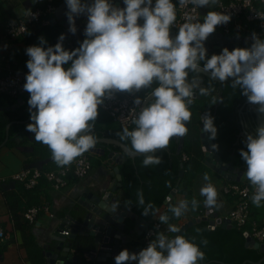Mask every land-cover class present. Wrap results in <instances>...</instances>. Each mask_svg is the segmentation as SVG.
Here are the masks:
<instances>
[{"label": "clouds", "instance_id": "clouds-1", "mask_svg": "<svg viewBox=\"0 0 264 264\" xmlns=\"http://www.w3.org/2000/svg\"><path fill=\"white\" fill-rule=\"evenodd\" d=\"M183 7L188 3L198 8L218 5L219 0H178ZM125 7L115 6L110 0H66L69 31L77 32L76 17L87 16L85 36L80 47L65 50L62 34L55 46L44 47L46 40L40 37L39 46L26 49L29 70L25 91L31 123L26 130L34 134L38 143L46 145L54 162L64 167L78 156L95 146L92 135L93 123L99 116V108L106 98L115 92H139L151 89L152 99L132 120L134 130L124 127L122 140H130L134 153L145 155L144 167L160 165L162 158L155 153L168 147L173 137L187 134L186 122L191 119L189 105L192 103L195 85L188 81L190 71L210 73V78L226 82L232 78L233 88L242 90L249 103L258 106L264 114V39L252 33L250 48L225 47L222 53L208 56L205 41L218 25L231 20L229 14L208 11L200 22L187 16L176 35H171L176 22V5L173 0H123ZM246 6V5H245ZM30 16L34 14L30 11ZM264 20V13H258ZM142 20L141 24L139 21ZM195 21V22H193ZM70 66L65 67V65ZM201 62L203 67L201 68ZM156 87H152L153 84ZM209 89L199 88L201 95ZM146 98L137 97L140 106ZM203 119L204 131L211 139L217 136L214 118ZM246 150H240L246 164L245 177L254 187L252 203L261 207L264 202V125L256 134H247ZM218 145L212 148L218 150ZM208 182L200 190L205 204L216 205L217 191ZM142 194L139 204H143ZM198 202L193 199L195 208ZM188 201L181 200L170 210L177 218L188 211ZM152 205L144 209L149 215ZM115 209V208H113ZM158 211V210H157ZM153 216L156 212L151 213ZM161 223L168 224L166 214L158 216ZM171 233L179 232L175 225H168ZM205 254L197 245L181 235L168 238L158 233L149 245L138 253L122 250L115 257V264H197Z\"/></svg>", "mask_w": 264, "mask_h": 264}, {"label": "crops", "instance_id": "crops-1", "mask_svg": "<svg viewBox=\"0 0 264 264\" xmlns=\"http://www.w3.org/2000/svg\"><path fill=\"white\" fill-rule=\"evenodd\" d=\"M63 1L64 0H58L57 7ZM46 5L47 0H0V58L10 60L13 67L17 70H27L26 64L30 58L26 54V49L30 46H39L40 37H43L46 40V44H48L50 39L49 34L51 35L55 33V28L52 26H55L56 31H58L57 37L62 33L61 26H59L58 23L54 24L51 22L55 18L54 13L48 17L49 23L47 25L39 24L32 26L29 32L18 40H12L6 37L4 32H2V29L8 21L22 20L30 10L42 9L43 7L45 8ZM213 7L211 8V11ZM203 8V10L202 7L200 8L201 22H203L204 16L208 13V11L205 10L206 7ZM172 30L173 29H171V31ZM173 31H175V35L178 32L176 30ZM214 33H220V30L216 29ZM202 76L203 75L199 76L198 74L194 79L187 78L190 83L195 85L193 89L194 94L199 93V88L203 83ZM117 93L120 95L131 94L129 92ZM132 93L137 97H140V91ZM194 94L192 100L196 99L194 98ZM5 97L7 96L0 97L1 111H7V107L11 108L18 103V100L14 101L10 97ZM29 98L30 97H28V99ZM21 99L24 101V97ZM30 116L28 118L29 121H13L7 126L6 139L0 147V227L5 231L7 236L5 240L0 241V264H46L43 255L45 252L44 248L47 245L49 246L53 230L57 226L60 227L61 225H66L67 227L72 225V221L69 220V217L74 216V209L78 205V201L81 200L82 194L84 192H98V188L101 187L102 183L107 186H112L115 181V176H112L111 174L113 173L116 164L110 163L107 157L104 156L105 154H108L106 153V150L103 156L94 154L88 150L85 153L89 156L92 166L90 174L82 180L71 178L69 180V185L64 189L56 191L45 181H40L36 189L34 188L35 190H27L22 184L15 183L12 180V176L26 167L31 169L40 168L44 173L60 168V166L54 162L50 149L46 145L36 142L34 134L26 130V126L32 122ZM14 125L23 126V129L18 135L10 140V128ZM241 136L243 135L241 134ZM35 148H38L37 152L35 151ZM111 152H113V150H111ZM41 153L46 156H41ZM202 164L207 169L197 175L194 180V194L196 201L198 202L196 209L193 211L188 207V211L177 218L175 222L168 224L162 223L164 228L159 233H164L170 239L175 233L168 231L169 224L175 225L179 229L183 225L189 223L193 218H197L198 214L200 216L201 211L205 210V207L207 206L205 204V197L200 194L201 188L208 183L203 180L205 173L208 174L210 177V183L217 191V203L212 206L214 213H217L219 218H223L230 213L236 204L235 198L227 196L224 193V188L229 181L219 176L209 166H206L205 160L202 161ZM209 171L214 175L209 174ZM115 197L118 198L116 208L119 210L124 208L127 210L130 209L128 207H123L122 205L124 199L123 186L117 190ZM181 200H186V198L178 192L175 200L170 206L172 204L176 206ZM37 205L43 207L47 206L48 212H41L36 221L31 224L25 220L24 213L27 209ZM163 206L156 213L154 217L155 222L159 221V215L164 214L165 211L170 208V206H165V208ZM252 206L251 202V208ZM251 208L250 222L256 221L260 225H264V202H262L261 207H256L259 211L257 217H252L253 213H251ZM130 210L132 211V209ZM197 211H199L198 214ZM132 213L133 215H136L133 211ZM124 222L126 224V235L125 239L122 240L121 251L128 249L130 253H138L146 248L142 243L145 231L142 235L136 233L132 235L130 231L135 228L136 221L132 218H126ZM250 226L251 224L245 227L247 232L250 231ZM69 243L72 244L71 254L79 257V264L103 263L94 260L92 261L90 258L83 255L80 246H91V243L86 241L85 238L77 237L75 240H70Z\"/></svg>", "mask_w": 264, "mask_h": 264}, {"label": "trees", "instance_id": "trees-1", "mask_svg": "<svg viewBox=\"0 0 264 264\" xmlns=\"http://www.w3.org/2000/svg\"><path fill=\"white\" fill-rule=\"evenodd\" d=\"M52 27L55 28V33L51 35L48 33L50 39L48 44L44 45L45 48L57 44L58 31H56L55 26ZM208 56L210 57L211 55ZM70 63L65 65V67L70 66ZM200 66L203 67V62H201ZM197 76V72L190 71L188 74L191 79ZM202 80L201 87L210 91L207 95L200 94L201 97L193 99L188 106L191 112V119L187 122L188 131L184 136L185 142L182 152L177 153L179 138L173 137L167 148L158 150L155 153L162 158L160 165L144 167L143 160L145 155H141L135 159L128 157L120 167L123 177V207L132 209L137 216L145 219L151 225L155 222V216L151 213H157L162 208L167 197L175 188H178V192L185 196L189 208L193 211L196 209V207L193 208L192 206V200H196L194 180L197 175L207 169L202 164L205 157L201 150L200 138L202 115L207 108H210V116L214 118V124L218 130L216 138L212 140L215 145L219 146L216 152L221 160L230 167L241 168L246 166L240 156V150H246L244 143L246 138L241 136L243 125L240 110L250 113L252 117L251 103L242 94V90L238 87H232V81L229 83H218L206 76H202ZM156 86L155 83L152 85L153 88ZM150 91L151 89L141 90L140 97L146 98ZM28 100V97H24L25 104L14 112L1 111L0 109V147L6 139V129L11 122L28 120L30 116ZM91 123H93L92 135H94V138L116 139L131 149L130 140H122L120 138V133L123 129L100 109L97 120ZM135 127L134 124L129 130H134ZM22 129L23 126H12L9 132V139L12 140ZM103 146L108 154L111 150L113 152H121L120 148L113 145L104 144ZM35 151L37 152L38 148H35ZM107 155L105 154L104 156L107 157ZM184 155L189 156L190 160L185 162L183 160ZM41 156L45 157L46 155L41 153ZM182 165L185 174L178 185ZM40 181L48 183L45 178ZM141 194L143 196V204H139ZM148 205H152V208L149 210L150 214L146 216L144 215V209H147ZM173 206L174 204L164 213L169 217L168 223L175 222L177 219L170 210ZM245 232H247L245 228L236 226L230 229L218 226L211 230L208 222H202L194 225L181 236L197 245L205 254L204 259L198 261L197 264H255L264 258V253L246 247ZM99 264H115V259H109ZM261 264H264V261Z\"/></svg>", "mask_w": 264, "mask_h": 264}, {"label": "water", "instance_id": "water-1", "mask_svg": "<svg viewBox=\"0 0 264 264\" xmlns=\"http://www.w3.org/2000/svg\"><path fill=\"white\" fill-rule=\"evenodd\" d=\"M82 2L92 3V0H82ZM115 6L125 7L123 0H110ZM155 3V0H153ZM67 4L64 0L55 11V18L51 21L52 23H58L61 26L62 33L56 38V42H60V37L63 34L65 39L63 40V47L65 50H75L80 47V44L87 37L85 36V28L87 25V16L81 14L76 17V28L77 32L72 34L70 29V24L67 19ZM141 24L142 20L139 21ZM171 35L175 36V31H171ZM246 36L249 39L250 34H242L240 37H226L222 33H212L208 39L205 41V47L208 50V55L212 54H221L222 50L227 47L229 50L235 48H250L249 40L246 41ZM245 44V45H244ZM202 68V66H201ZM199 76L203 75L210 78V73H205L203 71H197ZM211 79V78H210ZM214 80V79H212ZM218 83H229L232 81V78H229L228 81L222 82L219 80H214ZM194 98H200V93H195ZM152 99L149 95L146 97V104ZM25 102L23 99H18L16 106L11 108L7 107L6 110H16L21 105H24ZM252 117L250 113L243 112L240 110L241 120L243 125L242 135L246 138L247 134L251 133L256 134L257 128L261 125H264V114L258 111V106L251 104ZM210 108H207L202 115V118L210 115ZM31 120V119H30ZM29 121V120H28ZM24 123V122H21ZM187 127V122H186ZM203 123L201 126V141H202V150L205 155V164L209 166L215 173L229 182L241 181L245 182V172L246 167L235 168L230 167L225 164L220 156L217 154L216 150L212 148L214 144L213 140L210 138L209 133L204 131ZM179 138V146L177 153H181L184 147V136ZM96 143L93 148L90 149V152L98 155H104L105 149L104 144H111L121 149L122 152H110L107 155V159L110 163L116 164L113 169L112 176H115V181L112 186H107L104 183L101 184V187L98 188V192H84L82 194L81 200L78 201V205L74 209V216L69 217V220L72 221V225L67 226L61 225L56 227L53 230L52 237L49 241V246H45V252L43 253L46 264H79V257L71 254L72 244L69 243L70 240H75L77 237H83L86 241L91 243V246H80L82 253L87 258H90L92 261L97 262H106L110 258H115L122 247V240L125 239L126 235V224L124 220L126 218H132L136 221L135 228L130 231V233L142 235L143 232L151 225L145 219L133 215L130 209H118L116 208L118 204V198L115 197V193L119 188L123 186V177L121 174V165L128 159V157L135 159L141 155L140 153H134L130 148H128L124 143L116 139L110 138H95ZM182 170L180 172V180L178 185L181 182V179L184 177L185 171L183 170V165L181 166ZM243 176L241 179L238 176ZM177 185V186H178ZM178 193V188H175L167 197L164 202L165 206L168 207L175 200ZM115 208V209H113ZM218 217L217 213H214L211 216V220H208V217H197L193 218L189 223L183 225L179 228V232L175 233L172 238L176 235H183L188 229L194 225L200 224L202 222H208L209 228L211 230L215 229L214 219ZM70 229V235L65 236L62 234L64 230ZM223 228H232L231 225H223ZM245 237H248V233H245ZM246 247L254 250H259L261 253H264V244H260L252 238L246 239ZM264 261L262 258L259 262L255 264H261ZM251 263V262H250Z\"/></svg>", "mask_w": 264, "mask_h": 264}, {"label": "built area", "instance_id": "built-area-1", "mask_svg": "<svg viewBox=\"0 0 264 264\" xmlns=\"http://www.w3.org/2000/svg\"><path fill=\"white\" fill-rule=\"evenodd\" d=\"M57 1L58 0H47L45 8L30 10L34 14L33 16L29 15V11L22 20L8 21L2 29L4 35L9 39L18 40L27 34L32 26L39 24L47 25L49 23L48 17L56 11ZM173 3L176 5V22L172 26L173 30L178 31L179 27L186 22L187 16H193L201 22L200 8L191 3L182 7L178 0H174ZM262 4H264V0H219L218 5H215L212 11L229 14L231 20L227 24L218 25L216 29L220 30V33L224 36L232 38L249 33V39L246 36V41L249 40L251 47L252 33H256L264 39V20L258 17V13H264V10L259 8ZM233 33L234 36H232ZM28 72V69L25 71L17 70L9 60L0 58V97L7 96L13 100L30 97V94L23 88ZM136 98L137 96L134 93L120 95L115 92L111 98H106L104 100V103L99 109L110 116L122 129L124 127L130 128L134 125L132 122L134 116L139 113L140 107H142V104L137 106L134 103ZM183 160L186 162L190 160V157L184 155ZM91 169L92 166L89 156L84 153L78 156L70 165L46 173L42 172L40 168L31 169L26 167L14 174L12 180L15 183L22 184L27 190H32L39 185L42 178H45L52 189L59 191L69 185V180L71 178L75 180L86 178L90 174ZM242 177L241 175L238 176L240 179ZM254 190V187L247 179H245V182L239 180L227 183L224 188V193L227 196L235 198L236 204L227 216L214 219L215 228L217 226H223L224 224L231 225L232 228L235 226L245 228L251 224L250 231L247 232L248 237L256 240L260 244H264V225H260L256 221L250 222V208ZM43 211L48 212V207L39 205L33 206L25 211L24 218L26 221L33 224L38 215ZM213 214L214 210L212 206L207 205L205 210L201 211V216L199 217H208V220H211ZM163 228V224L159 221L150 225L145 230L142 238L143 245L147 247L151 240H154L156 235L161 232ZM62 234L69 236L70 229L64 230ZM6 238L5 231L0 227V241Z\"/></svg>", "mask_w": 264, "mask_h": 264}, {"label": "rangeland", "instance_id": "rangeland-1", "mask_svg": "<svg viewBox=\"0 0 264 264\" xmlns=\"http://www.w3.org/2000/svg\"><path fill=\"white\" fill-rule=\"evenodd\" d=\"M212 7H213V6H212ZM212 7H210V8H209V7H206L205 10H206V11H210ZM263 7H264V4H262V5L259 6V8L262 9V10H263ZM203 9H204V8L202 7V10H203ZM232 36H234V33L232 34ZM93 161H94V160H93ZM208 173L211 174L210 171H209ZM211 175H214V174H211ZM252 205H253V206H252V208H251V211H252L251 213H253V216H252V217L254 218V217H257L259 211L256 209V206H255L253 203H252Z\"/></svg>", "mask_w": 264, "mask_h": 264}]
</instances>
